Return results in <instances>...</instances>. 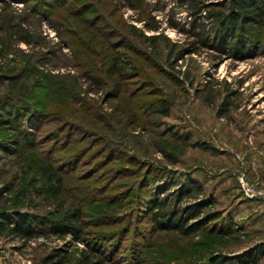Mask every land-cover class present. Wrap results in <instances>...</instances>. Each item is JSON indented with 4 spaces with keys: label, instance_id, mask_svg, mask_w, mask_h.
I'll return each instance as SVG.
<instances>
[{
    "label": "rangeland",
    "instance_id": "obj_1",
    "mask_svg": "<svg viewBox=\"0 0 264 264\" xmlns=\"http://www.w3.org/2000/svg\"><path fill=\"white\" fill-rule=\"evenodd\" d=\"M169 1L161 0L158 4V0H64L63 8L72 3L83 4L84 23L73 25L72 19L61 12V8L45 17L37 12L33 20L41 19L37 32L45 38L44 44L32 46L17 42L0 56V64L12 68L23 66L36 52L43 54L41 60L33 62H36L41 78L24 75L22 82L31 86L37 82L39 87L35 88V97L30 102L37 108L47 103L46 109L52 120L33 123L29 130L35 137L34 148L26 151V157L18 156L7 143L0 145V212L19 210L46 216L58 210L57 203L39 193L41 183L33 181L34 168L29 161L35 151L48 153L56 165L65 166V186L82 190L72 191V194L77 199L88 197L85 205L88 204L86 210L90 215L121 219V223L110 227L112 230L130 228L117 259L132 258L143 250V254L138 255L149 253L155 263L167 254L171 264H190L194 250L202 251L205 258L207 252L213 250L206 246L222 239L214 248L220 256L235 257L262 248L252 264H264V50L244 59L212 51L187 55L185 60L179 61L178 73L173 74L176 80L173 79L172 71L164 63L168 43L161 40V55H156L139 36L141 32L146 36L161 34V38H169L171 43H183L186 36L171 28L169 21L182 25L188 17L180 12L169 17L166 6ZM8 3L12 8L3 10ZM27 7L24 1L0 0V18L22 17ZM152 9L159 25L148 18ZM58 13L66 15L61 34L52 24L61 21ZM157 25L160 26L158 31L150 29ZM81 31L85 35H79ZM74 38L77 45L72 42ZM84 38H111V42L126 38L135 50L125 51L141 77L132 80L129 92L120 94L119 97L127 98L119 103L118 113L114 108L119 99L108 96L104 88L91 82L86 74L104 70L102 63L105 61L99 53L82 52L85 48L93 51L98 48L97 44L91 45ZM187 72L198 76L193 87L185 83L183 75ZM210 76L230 83L231 91L235 93L229 100L231 106L226 115L221 117L217 112L222 107V99L215 97V93L207 94L203 87ZM61 80H65V85ZM59 87L66 88L61 90ZM68 90L84 100L78 102ZM4 93L0 87V95ZM46 94L50 97L41 101ZM204 97H213L212 105L206 104ZM161 102L169 106L168 116L162 111L158 113L161 109L151 111L152 105ZM57 116L70 120L72 124L67 130L60 131V121H54ZM18 123L25 126L26 120L20 119ZM6 127L4 125L0 130V142L7 136ZM105 143L109 147L107 151ZM112 148L116 154L109 159ZM162 150L171 154L177 160L176 164H172L173 158L165 157ZM150 165L153 167L150 179L159 178V186L167 182L162 170L173 171L177 176L174 186L158 193L150 181L144 183ZM189 178L202 186L201 196H212L215 201L209 209L219 214V220L205 226L226 231L233 229V232L230 230L223 238L203 234L181 237L166 230L151 234L154 229L147 222L148 205H141L143 208L136 212L140 198L148 196L145 203L154 195L169 199ZM243 185L250 187L251 192H246ZM103 189H106L105 195L101 194ZM93 195L97 199L95 202L89 199ZM108 196L116 198L114 203L107 200ZM66 198L71 201L68 195ZM186 200L183 205L195 203ZM135 242L139 251L133 253L131 249ZM63 244L45 236L24 244L2 235L0 264H36L44 252L43 245L54 248ZM71 245L73 253L83 248L81 243ZM147 245L151 246L147 249Z\"/></svg>",
    "mask_w": 264,
    "mask_h": 264
},
{
    "label": "trees",
    "instance_id": "obj_2",
    "mask_svg": "<svg viewBox=\"0 0 264 264\" xmlns=\"http://www.w3.org/2000/svg\"><path fill=\"white\" fill-rule=\"evenodd\" d=\"M14 1H24L28 7L22 17L11 15L10 17L0 18V56L10 51L14 43L17 42H23L32 46L44 44L45 38L41 36L40 32H37L41 19L34 18L33 20L37 12L45 17L48 16V13L52 15L56 9L61 8V12H65L68 18L72 19L73 25L79 26V23L82 24L83 22V8H81L83 4L73 5L74 3H72L67 8H63L65 6L64 0ZM160 1L158 0V4ZM147 6H149L148 3ZM166 6L169 7V17H173L179 12L185 13L188 17V21L182 25L173 20H168L171 28L186 36L183 43L180 45L178 42L171 43L169 38H161V34L146 36L141 32L139 36L147 42V45L156 55H161V40L168 43L166 44L168 51L164 56V63L172 71V75L178 73L176 71L178 63L181 60H185L187 55H200L204 51H207V53L212 51L219 55H230L236 59H244L251 58L259 51L264 50V0H170L166 3ZM11 8V3L3 6V10ZM153 10H150L148 18L158 24L159 22L152 15ZM60 13H58V16L59 20L61 18V21L56 20L52 22L59 34L64 30V21H66V15H60ZM158 25L150 29L158 31L160 29ZM186 26L188 28H185ZM84 33V31H81L79 35H83ZM84 39L91 45L93 43L97 44L98 48L96 51L85 48L82 49V52L86 50L85 52L89 54L99 53L100 58L105 61V63H102L105 64L104 70H100L94 74H90V71H88L86 74L90 77L91 82L101 89L104 88L103 91L107 92L108 96L119 99L114 108L115 113H118L120 112L119 103L124 102L127 98L125 96L123 98H121L122 96L119 97L120 94L126 90L129 92L132 80L134 81L141 77L138 68L126 54L127 50H135L126 38H119L116 42H111V38H102L101 40H97L96 38ZM76 40V38L72 40L75 45H77ZM107 45L108 48L106 47ZM113 51L118 52L114 53ZM41 55L43 54H40V52L30 55L23 66H13L12 68L9 66L10 68H8V65L2 66L0 64V87H3L5 91L3 95L1 94L2 96L0 95V130L4 129V125L8 126L5 128L7 136L0 142V145L7 143L13 147L14 152L20 157H26V151L34 148L35 137L29 130L34 126L33 123L39 121L43 124L52 121L50 120L51 113L46 109L47 103L43 104L42 107L39 105V108H37L35 103L31 104L30 102L35 97V88L39 87L37 82L32 86L27 82V84L22 82L24 75L32 79L41 78L40 71L35 65L36 62L33 64L34 61L41 60ZM196 77L198 76L194 73L192 76L189 75V72L183 75L185 83L190 87L197 84L198 80L195 79ZM173 79L176 80L174 75ZM61 81L65 85V80ZM203 87L207 91V94L211 95L215 93L216 96H212L222 99V107L218 110L217 115L219 117L226 115L228 108L231 106L229 100L235 95L231 91L230 83L219 81L210 76ZM59 88L64 90L66 87ZM69 90L73 89L69 87ZM69 92L70 94H74L71 91ZM49 97L50 94H46L45 98L41 99V101ZM76 98L78 102L84 100L82 98L79 99L78 95ZM212 98L204 97L203 101L206 104L212 105L210 104L213 102ZM129 101H132L131 98ZM150 109L151 111L161 109L158 113L162 111V114L165 116L169 115V106L165 102L152 105ZM20 119L26 120L25 126L22 123H18ZM54 121H60L59 128L62 129L60 130L61 132L67 130V127L72 124L69 119L66 120L63 116L55 117ZM87 133L93 132L87 131ZM67 134L70 136L69 133ZM106 145L108 144L105 143L104 149L107 151L109 147ZM162 151L165 157L174 159H172V164H176L177 160L171 154L165 150ZM115 154L116 150L114 148L110 149L109 159H112ZM32 155L29 161L33 163V181L41 183L39 193L49 196L52 201L57 203L58 210L46 216L19 210L0 212V236L4 235L13 240L18 239L24 244L33 242L41 236H45L48 239L55 238L64 243L62 247L54 248H46L43 245L45 247L44 252L36 264H124L123 262L125 261L126 264L155 263V260L151 259L149 253L142 255L145 257L138 255L143 254V250L138 254H134L132 258L125 257V260L123 258L117 259L125 237L130 232V228L112 230L110 227L121 223V219H109V216L105 215H90L86 210L88 204L85 205V199L88 197L77 199L76 195L72 194V191L76 190L78 193L82 190L78 188H75V190L68 189L65 186V166L56 165L54 163L55 160L53 161V156L48 153L42 154L35 151ZM152 173L153 167L150 165L144 183L150 181V184L155 186L154 190L159 191L158 193H164L169 187L174 186L175 179H177L173 171L164 169L162 170V175L163 178H166L167 182L164 186H159V178L152 177L150 179ZM197 184L194 179H187L182 188L169 199L154 195L148 200L150 202L147 201L145 203L144 199H149L148 196L144 198V195L140 198L139 208L136 212L140 211V207L148 205L147 222L154 229V232L151 233L152 235L155 232L166 230L181 237H192L203 234V236L220 238L222 236L223 238V235L233 232V229H230L231 231L229 230V232L217 230L214 226L210 228L205 226L211 221H218L219 214L210 210L213 204H215L213 197L201 196L202 194L200 193L203 189L201 185ZM105 191L106 189L101 190V194H106ZM147 192L151 193L150 190ZM66 195L71 198L70 202L67 201ZM94 197V195L93 198L90 196L89 199H94ZM114 199L116 198L107 197V200L113 201L110 203H114ZM186 199L192 200L195 203L190 204L191 206L188 204L189 207L183 205V201ZM95 200L97 199L93 201L95 202ZM4 220H7V222L4 223ZM221 242L222 239H218L207 245L206 247H210L213 250L209 251V249H206L209 251L207 254H209L205 258L201 254L202 251L198 249L194 250L190 264H252L256 262L257 256L262 252V248H260L250 250L235 257L220 256V252L214 248ZM72 243H81L83 248L73 253L71 252ZM136 246L137 242L134 243L131 252L139 251L135 248ZM150 246L147 245V249ZM161 257L160 262L155 264H171L169 260L171 258L167 254H163Z\"/></svg>",
    "mask_w": 264,
    "mask_h": 264
},
{
    "label": "built area",
    "instance_id": "obj_3",
    "mask_svg": "<svg viewBox=\"0 0 264 264\" xmlns=\"http://www.w3.org/2000/svg\"><path fill=\"white\" fill-rule=\"evenodd\" d=\"M243 187H244V188L246 187V188H245V191H246V192H251V188H250V187H248V186H246V185H245V186L243 185Z\"/></svg>",
    "mask_w": 264,
    "mask_h": 264
}]
</instances>
